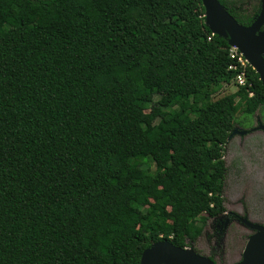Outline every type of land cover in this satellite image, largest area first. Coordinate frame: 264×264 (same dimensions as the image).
<instances>
[{
    "label": "trees",
    "instance_id": "1",
    "mask_svg": "<svg viewBox=\"0 0 264 264\" xmlns=\"http://www.w3.org/2000/svg\"><path fill=\"white\" fill-rule=\"evenodd\" d=\"M244 25L258 6L239 15ZM210 37V39H208ZM227 37L201 0H0V264H139L223 209L238 111ZM264 56V54H263Z\"/></svg>",
    "mask_w": 264,
    "mask_h": 264
},
{
    "label": "flooded vegetation",
    "instance_id": "2",
    "mask_svg": "<svg viewBox=\"0 0 264 264\" xmlns=\"http://www.w3.org/2000/svg\"><path fill=\"white\" fill-rule=\"evenodd\" d=\"M231 1L233 2L232 5L239 15H248L253 7L254 1L258 6V11L254 18L260 11L261 0ZM261 29H264V24L262 25ZM262 115L263 120L260 121L257 126L246 130L244 135H247L248 133L250 134L255 129L261 130L264 133V112ZM261 140L259 139L258 141H261L264 144V138ZM248 157L249 161L247 162L248 165L246 166V171L249 173L248 183L252 182L255 185V187L260 192L258 193L259 196L246 198V196H239V192H236L233 194L234 197L225 203L222 190L223 209L218 211L213 216H208L207 213L204 214L206 219L202 225V231L198 237L201 236L203 230L208 229V233H211L208 235V239L209 243L212 245V249H207L206 251L194 250L198 253V255L209 258L213 264H236L242 261L251 236L260 232V228H264V151L261 152L260 150L257 156H252L254 157V161H250L252 159L251 156ZM227 173V169L225 168L223 187L224 179L227 176ZM230 185H233V187L241 186L237 182H230ZM246 187H248V185H245V188ZM219 221H222V224H219ZM244 227L248 229L246 232L247 234L243 235V237H240L241 233L239 231H241V229ZM233 243H236L237 248L232 247ZM224 247L227 249H224Z\"/></svg>",
    "mask_w": 264,
    "mask_h": 264
},
{
    "label": "water",
    "instance_id": "3",
    "mask_svg": "<svg viewBox=\"0 0 264 264\" xmlns=\"http://www.w3.org/2000/svg\"><path fill=\"white\" fill-rule=\"evenodd\" d=\"M201 2L204 7V21L209 30L218 36L227 37V44L236 46L241 51L258 73L264 86V29H261L264 24V0H261L258 15L249 25L238 23L219 0ZM260 229V232L251 236L242 261L236 264L264 263V228ZM139 264H213V262L198 255L193 248L176 246L169 240H160L142 251Z\"/></svg>",
    "mask_w": 264,
    "mask_h": 264
},
{
    "label": "rangeland",
    "instance_id": "4",
    "mask_svg": "<svg viewBox=\"0 0 264 264\" xmlns=\"http://www.w3.org/2000/svg\"><path fill=\"white\" fill-rule=\"evenodd\" d=\"M236 89L237 87L234 82L223 84L219 91L213 95L211 99H217L223 95L234 92ZM263 112L264 107H259L252 115H244L240 111L236 114V121L233 122L232 128L226 138L220 159L228 172L224 179L223 187V199L225 203L231 200L234 197L233 194L236 192H239V196H246V198L259 196L258 193L260 192L255 185L252 182L248 183L249 173L246 171V166L249 161L248 156H257L260 150L261 152L264 151V144L261 142V139L264 138V133L261 130L255 129L250 134H244L246 133V130L257 126L258 123L263 120ZM259 139L261 140L260 142L258 141ZM250 161H254V157H252ZM230 182H237L241 186L233 187V185H230ZM245 185H248V187L245 188ZM219 224H222V221H219ZM247 230L248 229L245 227L242 228L241 231H239L241 233L240 237L246 235ZM210 234L211 233H208V229L203 230L201 236L197 237L194 242L189 243L186 247L199 251L212 249V245L209 243L208 239V235ZM232 247L237 248L236 243H233ZM224 249L227 248L224 247Z\"/></svg>",
    "mask_w": 264,
    "mask_h": 264
},
{
    "label": "built area",
    "instance_id": "5",
    "mask_svg": "<svg viewBox=\"0 0 264 264\" xmlns=\"http://www.w3.org/2000/svg\"><path fill=\"white\" fill-rule=\"evenodd\" d=\"M208 39H210V37H208ZM228 46L229 58L231 59V63L228 66V69L236 71L233 81L237 87L246 86L247 90L249 91V87H251V82L248 81L246 70L248 66H252L249 64L247 59L236 46ZM251 95L252 92L249 91V96Z\"/></svg>",
    "mask_w": 264,
    "mask_h": 264
}]
</instances>
